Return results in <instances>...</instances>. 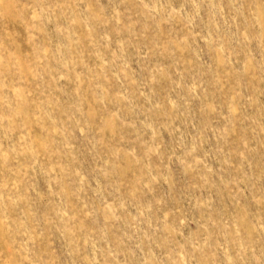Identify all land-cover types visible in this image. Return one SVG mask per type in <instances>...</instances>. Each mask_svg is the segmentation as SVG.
<instances>
[{"label":"rangeland","instance_id":"rangeland-1","mask_svg":"<svg viewBox=\"0 0 264 264\" xmlns=\"http://www.w3.org/2000/svg\"><path fill=\"white\" fill-rule=\"evenodd\" d=\"M0 264H264V0H0Z\"/></svg>","mask_w":264,"mask_h":264}]
</instances>
